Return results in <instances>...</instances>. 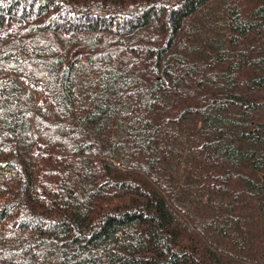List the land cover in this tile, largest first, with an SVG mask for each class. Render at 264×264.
<instances>
[{"label": "trees", "instance_id": "trees-1", "mask_svg": "<svg viewBox=\"0 0 264 264\" xmlns=\"http://www.w3.org/2000/svg\"><path fill=\"white\" fill-rule=\"evenodd\" d=\"M0 264H264V0H0Z\"/></svg>", "mask_w": 264, "mask_h": 264}]
</instances>
